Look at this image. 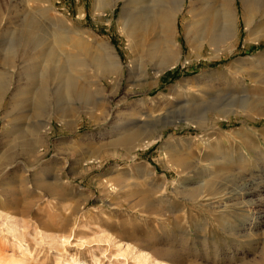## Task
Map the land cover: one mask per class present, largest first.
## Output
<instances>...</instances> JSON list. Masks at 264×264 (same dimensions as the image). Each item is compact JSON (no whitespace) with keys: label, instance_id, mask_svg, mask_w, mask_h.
Returning <instances> with one entry per match:
<instances>
[{"label":"rangeland","instance_id":"374dc122","mask_svg":"<svg viewBox=\"0 0 264 264\" xmlns=\"http://www.w3.org/2000/svg\"><path fill=\"white\" fill-rule=\"evenodd\" d=\"M196 1L177 16L178 62L162 70L161 55L128 51L121 1L97 11L95 0H0V264H264V116L253 112L264 108V0L247 27L231 0L227 53L186 41L200 18L189 6L221 2ZM33 14L44 29L113 47L119 83L88 48L75 92L63 94L58 64L29 66L23 28ZM63 110L72 114L55 115Z\"/></svg>","mask_w":264,"mask_h":264},{"label":"bare ground","instance_id":"6f19581e","mask_svg":"<svg viewBox=\"0 0 264 264\" xmlns=\"http://www.w3.org/2000/svg\"><path fill=\"white\" fill-rule=\"evenodd\" d=\"M119 1L122 3L119 16V29L121 30V33L125 39L128 51L133 54V56L136 54H147V56H153L156 54L161 55L162 61L159 62V65L161 66L160 68L162 70H167L174 67L178 62L179 56V48L175 39L177 34L176 21L177 16L182 10L185 0H95L94 8L97 11L103 10L104 8L112 9ZM195 1L196 0H190V3ZM240 1L244 13L245 25L247 27L251 23V18L256 9L257 1ZM231 2V0H221L220 4H214L211 11H208L205 8L198 12L194 11V4L192 3L193 5L191 4L189 6V11L187 13L192 14L195 12L194 17L200 18L196 21L194 20L193 22H190L188 24L189 26H185L183 31L186 41L188 43L191 42L193 45L200 43V47L202 46L201 44L206 43L208 47H212L215 50H218L220 43L225 46L224 52L228 51L230 46L227 47L226 44L230 43L235 38L236 23ZM200 4L202 7L205 5L203 2ZM39 21L33 14L32 16H29V20L26 22L23 28L25 39L23 41H25L29 46L27 60L30 62L29 66L32 64L37 65L38 61L43 64V67H46L52 63L58 64V75H64L66 81L63 85V94L75 92V86L72 80H76V76L73 75L76 73V71H80L85 67L86 56L84 53H86V49L88 48L98 56L96 60L97 66L100 67L104 72H107V80L116 85L119 83L122 74V65L115 49L108 43L99 42L96 39L83 38V35L81 36L79 33H76L63 25L49 28L50 25L46 23L45 25L48 26L46 29H44L42 27L43 25L40 26L42 23ZM199 24L200 30L197 33L193 29ZM52 25H54V23ZM214 29H218V32L216 33H219L218 36L216 35V38L215 35H213L214 37L210 36L212 35V32L215 33ZM193 32L194 34L191 36V33ZM247 34L249 35L250 31H248ZM247 40L248 39L246 38V41ZM89 49L88 51H90ZM76 50L78 52H76L77 55L71 54L70 51L74 52ZM2 64L12 69L16 66L13 65V61H11L10 58L8 59V57L5 56ZM127 69L128 71L131 70L129 66ZM157 72L159 73V68ZM35 77L36 73L32 71L31 75L27 78L26 83L28 87L33 83ZM3 88L5 87L3 86L2 82H0V94H2L1 92H3ZM29 92L28 94H30ZM44 95L45 89L42 86H39L37 89L33 90V106L36 109L39 108L40 104L42 103ZM31 104L32 102L30 105ZM70 112L72 111L63 110L56 112L55 115L63 116L65 113L72 114ZM253 112L255 113V116H264V108L260 111H256L255 108V111ZM150 117L151 116H149V114L144 116V118L147 119ZM158 117L160 118V116ZM192 125L195 128L200 129L196 122L192 123ZM25 136L26 135L18 136L17 140L22 141ZM122 142L129 144L131 142V136L129 135L125 137ZM35 144H29L27 147L29 149H34ZM133 144L135 149H141L149 146L151 143L145 141ZM3 160H5V158ZM12 264L21 263L13 262Z\"/></svg>","mask_w":264,"mask_h":264}]
</instances>
